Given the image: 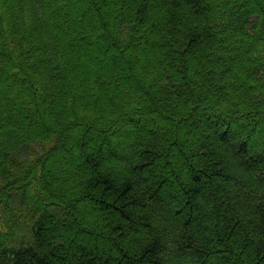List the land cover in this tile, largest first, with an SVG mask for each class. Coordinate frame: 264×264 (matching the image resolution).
Wrapping results in <instances>:
<instances>
[{
	"label": "trees",
	"instance_id": "obj_1",
	"mask_svg": "<svg viewBox=\"0 0 264 264\" xmlns=\"http://www.w3.org/2000/svg\"><path fill=\"white\" fill-rule=\"evenodd\" d=\"M0 264H264V0H0Z\"/></svg>",
	"mask_w": 264,
	"mask_h": 264
},
{
	"label": "rangeland",
	"instance_id": "obj_2",
	"mask_svg": "<svg viewBox=\"0 0 264 264\" xmlns=\"http://www.w3.org/2000/svg\"><path fill=\"white\" fill-rule=\"evenodd\" d=\"M116 34H117L116 31H115V35H114V31H113V32L110 33V35H111L110 37L115 36L114 39L117 40L118 38H117ZM102 37L103 36H101V38ZM110 57H111V59L106 58V56L102 57V58H98V59L101 60V61H104L105 63H108V61H111L112 62L111 64H113L115 66V69L116 68L124 69V62L120 59L118 54L112 53V55H110ZM85 62H87V61L85 60ZM92 64H93L92 65L93 67L91 66V69H94V64L95 63L93 61H92ZM117 132H118V130H115V138L117 136H119ZM109 134L107 136L109 137V139L112 140V138L114 136L111 135V134L109 135ZM83 140L86 141L85 145H83L86 150H90L93 147L98 146L101 142L104 143V141H105V139H103L99 135H94V136H91V137H88L87 135H85L83 137ZM70 142L75 144V148L76 149H79L81 147V144H82V138H81V140H78V141H75V139L71 138ZM67 144L69 145V143H67ZM51 178H52V180H55V177H51Z\"/></svg>",
	"mask_w": 264,
	"mask_h": 264
}]
</instances>
